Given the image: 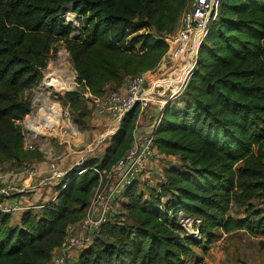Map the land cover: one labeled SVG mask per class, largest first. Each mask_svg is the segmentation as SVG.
<instances>
[{
  "label": "trees",
  "instance_id": "16d2710c",
  "mask_svg": "<svg viewBox=\"0 0 264 264\" xmlns=\"http://www.w3.org/2000/svg\"><path fill=\"white\" fill-rule=\"evenodd\" d=\"M191 3L0 0V166L40 159L32 161L18 123L33 111L24 94L41 83L55 43L65 41L77 73L81 90L64 97L76 111L86 92L102 98L123 87L127 75L156 67L169 50L165 35L175 33ZM70 6L79 29L62 16ZM149 28L157 36L142 32ZM197 62L180 104L165 108L154 132L157 152L179 164L164 170L148 197L137 182L128 188L122 212L103 224L79 264H187L196 243L181 238L179 215L199 221L204 239L216 230L264 235V218L227 216L231 204L264 197V0H219ZM140 114L137 106L125 115L102 159L90 158L66 174L55 201L26 211L19 222L0 213V264H52L69 228L84 220L101 177L133 147ZM124 217L133 224L119 222Z\"/></svg>",
  "mask_w": 264,
  "mask_h": 264
},
{
  "label": "rangeland",
  "instance_id": "374dc122",
  "mask_svg": "<svg viewBox=\"0 0 264 264\" xmlns=\"http://www.w3.org/2000/svg\"><path fill=\"white\" fill-rule=\"evenodd\" d=\"M62 16L68 25H71L74 29L80 28L79 15L74 12V9H72L71 6L63 12ZM182 25L183 22L181 18L173 35L177 34V32L182 29ZM142 32H147L157 36L154 28H149L147 30H143ZM75 35H78V33ZM166 36L167 35H165V37ZM139 50L140 49L138 48L137 55H143V53L139 52ZM178 56V50L172 49L169 45V50L156 67L147 68L140 72V75H146V91L152 90L156 84L164 83V81L167 80L175 82L174 84L168 85V90L164 89V91L161 92L162 95L160 94L155 96H162L163 101H158V105L155 104L156 106L152 103V105H150V107L142 113L143 115L141 114L145 119V121L141 123L142 128H145V124L153 125L154 121L160 116V113L163 114L167 106L162 112L159 108L160 102H165L166 104L169 100L172 105L180 104L182 97H180L179 100H174L176 96H182L184 94L192 75H189L184 83L180 82L179 78H184V66L181 62H179ZM47 65V68H45L42 72L43 79L41 83L32 90L25 92L24 98H31L33 106L34 103L41 102L40 98L42 97H45L50 102L61 105L62 109L67 112V117L65 119L68 121L65 125L72 123L76 125L78 131L74 130L72 132L65 127L62 132H58L50 136L39 137V139L34 141L31 140L27 127H32V121H34L33 117H37V109L35 108L33 109V112L24 119V121L18 123V125L22 128L24 136L23 146L25 147V145H28L30 142L34 146V151L27 150L35 155V158L32 159V161L37 159L40 155V159H37L38 161H35L33 164H29L42 168V172L44 174L35 180L37 182L48 178L47 176H49L48 171L50 162L56 161L58 166H60L61 171L67 172L70 169H74L75 167L82 165L90 158L102 159L106 148L110 145L112 137L117 134L116 130L118 127L117 122L112 116L109 114L101 115L98 112L95 101L103 99L105 95L102 98H96L86 92L85 98L81 104L82 106L76 111L73 110L70 105L64 103V97L69 91H77L80 89L79 85L76 83L77 73L74 65L72 64L71 56L64 40L54 44L49 55ZM64 67L68 68L69 72L71 71V74L73 73L74 86L61 93L56 91L53 86L50 88L47 85V82L49 81H47V76L50 72L56 73L57 70H63ZM131 76L134 75H127L126 80H124L125 84L123 87H112L108 90L107 94L112 92L122 93L127 85L128 79ZM184 84H186V87L182 90V92L170 99L169 96L171 94L169 91H171L174 87L183 86ZM156 107L158 108L156 110L158 114L155 112ZM84 113H86V117L82 118L81 115ZM76 120L83 123L85 126L79 125ZM44 132L47 134L50 133L47 130ZM178 162V158L175 156L161 155L157 152L153 165L146 169L145 173L136 183L138 184V190L143 192V194L148 197V190L150 188L158 190V185H160V182L163 180L164 170L172 164L178 165ZM11 167L14 169H20L21 165L18 166L16 164H12ZM64 182L65 179H58L55 184L46 182L40 192H33V190L30 189H27L24 193L10 191L9 195L4 199L2 197L0 201L2 202V200H5L3 202L6 204H15L23 208V210L27 208L26 206L29 205L28 201L30 200V205H44L51 200L55 201V197L58 196L56 188L60 187ZM110 191V186H103L99 191L94 193L91 204L93 203V205L98 206L100 203L99 197L101 195L108 194ZM122 201H125L123 196L116 199L115 206L112 208L114 209L113 213L120 214V211L122 210ZM162 202H166V199L162 200ZM241 202V204H231L228 209L227 216L233 217L234 219H249L250 221H254L257 217L264 218V197H257L248 201L242 200ZM32 209L34 211L40 210V208ZM23 213L24 212L21 211L16 214H12L13 220L19 222ZM119 222L133 224V222L126 217L119 218ZM82 223L80 222L79 224L74 225L76 227L75 234L77 233V229H81ZM176 224L182 228L181 238H189L196 243V245L192 246L187 264H264V250L262 249L264 235L260 233L250 234L247 231H234L225 234L220 230H216L213 235L204 239L200 233L199 221L179 215L176 217ZM97 234L98 233H88L87 236L92 239L93 237L95 238ZM205 243H208V245L205 246ZM202 244H204V246H201ZM82 252L83 251L81 250H76V252L73 253V255L69 258L71 264L80 263V254Z\"/></svg>",
  "mask_w": 264,
  "mask_h": 264
},
{
  "label": "built area",
  "instance_id": "2783aa9c",
  "mask_svg": "<svg viewBox=\"0 0 264 264\" xmlns=\"http://www.w3.org/2000/svg\"><path fill=\"white\" fill-rule=\"evenodd\" d=\"M218 14L219 0H192L189 9L182 17V29L173 36L168 35L165 37V41L168 42L170 47L178 50L179 62L184 66V78H179L180 82L184 83L186 78L189 75L191 76L196 69L199 50L208 34L210 24L217 19ZM145 82V74L135 76L127 81V85L122 93L112 92L105 95L103 99L95 101L98 112L101 115L109 114L115 119L118 124L116 132L119 131L122 125L121 122L127 113L137 106H140L141 113H144V111L150 107L156 95H160L164 89L168 90V85L175 83L172 82V80H167L164 81V83L156 84L152 90L146 91ZM185 87L186 84L172 88V90L169 91L171 94L169 96L170 99L181 93ZM40 101L41 102L34 103L35 107L32 104L33 109H37V117H33L34 121H32V127H27L31 140L34 141L39 139V137L53 135L55 134L53 131L56 129L62 132L65 127L72 132L74 130L78 131L76 125L72 123L69 125L63 124L68 120L65 119L67 117V112L62 109L61 105L50 102L45 97L40 98ZM166 106H170L169 100L166 104L165 102H160V110H162V112ZM59 111L60 115L58 114ZM57 114L59 117H57ZM162 115L163 114L160 113V116L154 121V124L150 127L148 132L142 133L138 128L136 129L133 147L125 157L117 163L118 165L113 168L112 172L105 180L101 177L100 186L94 193L105 185L106 187L110 186L111 191L99 197L100 203L98 206L90 202L85 219L82 221L83 223L81 222V229H77V233L75 234L76 227L73 225L69 228L66 242L62 245L61 249L56 251L52 264H71L69 258L73 253L76 252V250L85 251L94 240V237L91 239L87 234L99 233L103 224L107 223L109 220H113L112 217L115 213H113L114 209L112 208L115 206L116 199L123 196L128 188L135 185L134 183L139 181V178L145 173L146 169L153 165L154 158L157 154L154 143V132L161 124ZM57 121L62 122L63 125H58ZM45 126L47 128H45ZM44 128L51 130L52 133H41L40 130ZM25 149L34 151V146L30 142L28 145H25ZM11 165V163H7L0 166V197H3V199L9 195L10 191H17L19 193H24L27 189H37L40 191L46 182L55 184L56 180L65 179L66 174L73 170L70 169L67 172H62L56 161L50 162L48 178L37 182L35 180L44 174L40 168L25 163V165H21L20 169H14ZM84 172L85 171L80 172L79 175ZM3 201L5 200H2L0 203V213L5 214H16L21 211L26 213V211L33 210L32 208L41 209L44 206H33L29 204L26 206L27 208L23 210L20 206L6 204Z\"/></svg>",
  "mask_w": 264,
  "mask_h": 264
},
{
  "label": "bare ground",
  "instance_id": "6f19581e",
  "mask_svg": "<svg viewBox=\"0 0 264 264\" xmlns=\"http://www.w3.org/2000/svg\"><path fill=\"white\" fill-rule=\"evenodd\" d=\"M71 72V71H70ZM68 70V68L64 67L63 70H57L56 73H52L50 72L49 75L47 76V85L51 88L52 86L56 89V91L63 93V91H67L70 89V87H73V73L71 74ZM58 114L60 115V112H58ZM57 114V117H59V115ZM58 125H63L65 124V122L62 124V122L57 121ZM45 128H47L45 126ZM45 130L49 131L51 134V130L48 129H41L40 132L41 133H46L44 132ZM58 129H56L55 131H53V133H58ZM47 134V133H46ZM188 223V222H187Z\"/></svg>",
  "mask_w": 264,
  "mask_h": 264
},
{
  "label": "crops",
  "instance_id": "0c3cea01",
  "mask_svg": "<svg viewBox=\"0 0 264 264\" xmlns=\"http://www.w3.org/2000/svg\"><path fill=\"white\" fill-rule=\"evenodd\" d=\"M162 95V94H161ZM180 97H181V95H178V96H176V98H175V100L174 101H176V100H179L180 99ZM158 101H163V98H162V96H159V97H155L154 99H153V101L151 102V105H152V103H154V106H156V105H158ZM156 104V105H155ZM169 104L171 105V103L169 102ZM159 108H160V104H159ZM158 108L156 107L155 108V112H156V114H158V112L156 111ZM142 114V113H141ZM140 114V116H139V118H138V121H137V128L139 129V131L140 132H142V133H145V132H148L149 130H150V127L152 126L151 124H149V125H146L145 124V128H142L141 127V123H143L144 121H145V119L143 118V114L141 115ZM139 125V126H138ZM41 168V167H40ZM41 170H42V168H41ZM33 192H40L39 190H33ZM36 196V195H35ZM26 201V200H25ZM31 201V200H30ZM30 201H28L29 202V204H30ZM32 201H34V200H32Z\"/></svg>",
  "mask_w": 264,
  "mask_h": 264
},
{
  "label": "water",
  "instance_id": "95a60500",
  "mask_svg": "<svg viewBox=\"0 0 264 264\" xmlns=\"http://www.w3.org/2000/svg\"><path fill=\"white\" fill-rule=\"evenodd\" d=\"M69 92H73V90H71V91H69ZM185 218H187V217H185Z\"/></svg>",
  "mask_w": 264,
  "mask_h": 264
}]
</instances>
